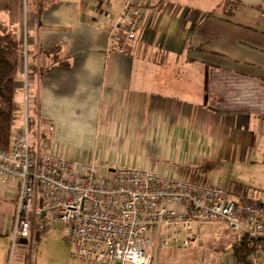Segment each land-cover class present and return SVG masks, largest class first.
I'll return each mask as SVG.
<instances>
[{
  "label": "crops",
  "instance_id": "crops-1",
  "mask_svg": "<svg viewBox=\"0 0 264 264\" xmlns=\"http://www.w3.org/2000/svg\"><path fill=\"white\" fill-rule=\"evenodd\" d=\"M31 2L26 16L23 0H0V21L22 40L29 32L31 110L55 153L233 186L247 200L232 174L237 162L264 163V0H153L130 54L108 51L123 0ZM17 192L0 179V264H9ZM159 230L148 264H239L242 234L224 222H205L187 248L161 247ZM64 239L36 236L35 246L59 240L63 258L50 264H92L68 260ZM34 248L21 242L12 264H43ZM249 262L264 264V251Z\"/></svg>",
  "mask_w": 264,
  "mask_h": 264
},
{
  "label": "built area",
  "instance_id": "built-area-1",
  "mask_svg": "<svg viewBox=\"0 0 264 264\" xmlns=\"http://www.w3.org/2000/svg\"><path fill=\"white\" fill-rule=\"evenodd\" d=\"M151 4L153 0H123L108 30L109 52H132ZM23 41L22 118L12 130L9 149H0L1 181L18 183L9 264L22 238L33 249L36 236L45 235L57 222L71 244L70 259L92 264H148L161 226L166 228L161 247L181 241V247L187 248L203 239L202 227L208 221L226 223L245 235L251 247L264 251L263 204L237 199L222 185L146 168L120 166L101 174L95 161L55 153L39 118L34 137L27 36Z\"/></svg>",
  "mask_w": 264,
  "mask_h": 264
},
{
  "label": "trees",
  "instance_id": "trees-1",
  "mask_svg": "<svg viewBox=\"0 0 264 264\" xmlns=\"http://www.w3.org/2000/svg\"><path fill=\"white\" fill-rule=\"evenodd\" d=\"M25 55L24 41L10 30L0 31V149L8 150L11 134L22 118L21 64ZM34 119V118H33ZM37 123L35 125V128ZM252 248L242 234L235 246L238 263L248 264Z\"/></svg>",
  "mask_w": 264,
  "mask_h": 264
},
{
  "label": "rangeland",
  "instance_id": "rangeland-1",
  "mask_svg": "<svg viewBox=\"0 0 264 264\" xmlns=\"http://www.w3.org/2000/svg\"><path fill=\"white\" fill-rule=\"evenodd\" d=\"M32 0H23V10H24V14L27 16V12L28 10L31 8V2ZM7 26H4L3 23L0 21V31L6 30L8 28H6ZM12 31V30H10ZM14 32V31H12ZM24 39L25 36H27V48L29 49L30 55H31V46L29 44V38H28V31H24ZM15 34H17L18 32L15 31ZM28 58V55H27ZM23 59H25V56L23 57ZM22 61H25L23 60ZM22 67V64H21ZM31 134L35 137L36 135V128L35 125L37 123V117H34L33 119V111L31 110ZM235 167L233 169V174H232V178L233 180V184L235 185V189L238 188L239 191H241L242 194H244V197H246L247 200H252L254 202L257 201V199H260L264 202V163L262 162H256L253 163L252 161L249 162H245V163H235L234 164ZM113 167H109L106 170H103V168H100V173L104 174L105 172L103 171H108V172H112V170H110ZM116 169V168H115ZM231 174V173H230ZM230 174L228 173V176H230ZM233 186H231V190L232 192H234V188H232ZM230 189V188H229ZM263 204V203H262ZM63 225L61 223H55L54 225H52L50 231L47 234L49 235H63V232H65L63 230ZM45 236V235H44ZM248 239V238H247ZM68 243H67V249H68V260L70 259V251H71V244L69 243V241L67 240V238L65 237V239ZM57 243L54 246H50V244L47 243L46 241V248L42 246H38L34 248V251L36 252L37 249V253H40L41 251L43 252V250L45 251V253L42 254L43 259L40 260V263L42 262L43 264H50V261L55 260V259H60L63 258V254L60 252L61 246L59 245V240H56ZM249 241V240H248ZM64 244V243H62ZM65 245V244H64ZM249 247L252 248V253H255L257 250L256 248H253L250 246V242H249ZM65 249V248H64ZM66 256V255H65ZM251 257L248 259V261H250ZM35 262V260H34ZM250 263V262H249ZM29 264V263H27ZM33 264V262H32ZM239 264H243V263H239Z\"/></svg>",
  "mask_w": 264,
  "mask_h": 264
},
{
  "label": "water",
  "instance_id": "water-1",
  "mask_svg": "<svg viewBox=\"0 0 264 264\" xmlns=\"http://www.w3.org/2000/svg\"><path fill=\"white\" fill-rule=\"evenodd\" d=\"M27 241H28V240H27L26 238H22V239H21V242H22V243H27Z\"/></svg>",
  "mask_w": 264,
  "mask_h": 264
}]
</instances>
